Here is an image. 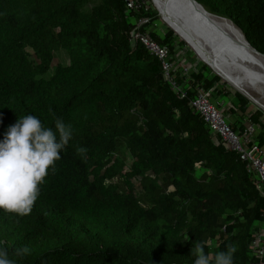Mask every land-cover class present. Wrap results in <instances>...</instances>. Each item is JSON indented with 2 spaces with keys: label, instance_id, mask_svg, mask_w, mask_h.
<instances>
[{
  "label": "trees",
  "instance_id": "16d2710c",
  "mask_svg": "<svg viewBox=\"0 0 264 264\" xmlns=\"http://www.w3.org/2000/svg\"><path fill=\"white\" fill-rule=\"evenodd\" d=\"M133 1L138 9L125 0H0V138L27 113L73 129L31 211L0 210V246L17 264H193V243L204 242L210 260L234 243L233 264H261L250 243L264 226V195L190 102L199 87L214 104L230 99L232 129L254 124L261 146L264 113L190 55L184 73L186 42L157 31L150 0ZM196 1L264 54V0ZM142 18L150 21L141 31L168 47L185 97L133 42ZM62 50L68 62L54 63Z\"/></svg>",
  "mask_w": 264,
  "mask_h": 264
},
{
  "label": "clouds",
  "instance_id": "9594fccd",
  "mask_svg": "<svg viewBox=\"0 0 264 264\" xmlns=\"http://www.w3.org/2000/svg\"><path fill=\"white\" fill-rule=\"evenodd\" d=\"M72 136V126L54 114L52 127L45 126L31 113L17 117L7 126L0 138V210L19 216L31 211L40 185ZM79 152L86 149L81 147ZM29 251L27 246L16 248L14 255L21 257ZM236 251V245L229 243L210 260L205 243L199 242L193 243L190 253L195 257L193 264H233ZM0 264H17L3 246H0Z\"/></svg>",
  "mask_w": 264,
  "mask_h": 264
},
{
  "label": "bare ground",
  "instance_id": "6f19581e",
  "mask_svg": "<svg viewBox=\"0 0 264 264\" xmlns=\"http://www.w3.org/2000/svg\"><path fill=\"white\" fill-rule=\"evenodd\" d=\"M162 20L184 39L199 58L211 64L230 84L249 95L264 84V56L252 51L238 27L225 18L205 13L186 0H152ZM253 90V89H252ZM264 108V107H263Z\"/></svg>",
  "mask_w": 264,
  "mask_h": 264
},
{
  "label": "built area",
  "instance_id": "2783aa9c",
  "mask_svg": "<svg viewBox=\"0 0 264 264\" xmlns=\"http://www.w3.org/2000/svg\"><path fill=\"white\" fill-rule=\"evenodd\" d=\"M125 1L129 8L138 9V5L133 0ZM147 22H149L147 18L138 21L136 29L131 33L132 40L134 43L139 40L160 59L167 80L178 96L183 98L186 96V90L177 82L174 63L170 61L168 47L160 45L151 38L148 32L141 31L142 26ZM189 66V64L183 65L184 73L188 72ZM210 93V89L199 87L196 96L190 102L191 107L201 115L213 134L219 135L221 141L229 149L238 153L240 159L246 163L248 171L255 176L256 187L264 195V146H261L257 141L256 126L249 124L244 130H233L223 111L211 101ZM250 251L252 255L261 260V264H264V226L255 233L254 239L250 243Z\"/></svg>",
  "mask_w": 264,
  "mask_h": 264
},
{
  "label": "rangeland",
  "instance_id": "374dc122",
  "mask_svg": "<svg viewBox=\"0 0 264 264\" xmlns=\"http://www.w3.org/2000/svg\"><path fill=\"white\" fill-rule=\"evenodd\" d=\"M150 3L153 5L154 8H156L154 6V4L152 3V0H150ZM157 9V8H156ZM158 10V9H157ZM150 21V20H149ZM155 24H156V29L157 31H162V30H165L167 27L170 28L163 20H162V16L160 15V19H158L157 21H155ZM154 28V27H152ZM172 29V28H170ZM182 39V38H181ZM184 40V39H183ZM186 42V41H185ZM180 54L182 56V60L181 61H184L186 60V56H192L194 58L197 59V62H203L205 63L203 60H201L199 58V56L195 53V51L190 47V45L186 42V46L185 48H183L181 51H180ZM57 62H61V63H67L68 62V55L65 51H60V52H57L56 53V57H55V61L54 63H57ZM184 65H188L189 63L188 62H184L183 63ZM215 74H217L215 72ZM220 76V75H218ZM221 78V83L223 85V87H227L228 89H230L231 91H241L240 89H238L236 86L230 84L228 81H226L224 78ZM253 89V90H252ZM252 89L249 91L251 93V95H253L255 98L259 99L260 101V104H256L254 103L252 100H250L249 98V95L246 94L245 92L241 91L240 93H242L244 96H248V100L250 101V103L255 107V108H259L260 110H262V112L264 113V84L262 85H257V87H252ZM129 163H130V160H129ZM113 181H117V178L113 179Z\"/></svg>",
  "mask_w": 264,
  "mask_h": 264
},
{
  "label": "water",
  "instance_id": "95a60500",
  "mask_svg": "<svg viewBox=\"0 0 264 264\" xmlns=\"http://www.w3.org/2000/svg\"><path fill=\"white\" fill-rule=\"evenodd\" d=\"M186 2H188L190 5H192V6H194L195 8H201V9H204V12L206 13H209V14H211V15H214V14H212V13H210L209 11H207L206 9H205V7L202 5V4H200L199 2H197L196 0H186ZM158 12H159V14L161 15V13H160V11L158 10ZM214 16H217V15H214ZM218 17H220V16H218ZM221 18H223V17H221ZM226 19V18H225ZM230 21V20H229ZM232 22V21H231ZM174 30V29H173ZM241 31V30H240ZM174 32L177 34V32L174 30ZM242 32V31H241ZM243 34V33H242ZM178 36H179V38L181 39V36L179 35V34H177ZM243 36H244V34H243ZM244 38H245V36H244ZM183 40V39H182ZM185 41V40H184ZM245 41H246V44L249 46V48L252 50V51H254L255 53H257V54H259V55H262V56H264V54L263 53H261V52H259L256 48H254V47H252L251 45H250V43L247 41V39L245 38ZM207 65H209L211 68H212V70L214 71V72H216L218 75H220L216 70H215V68L211 65V64H209L208 62H206V61H204ZM222 78H223V76L222 75H220ZM227 81V80H226ZM241 92V91H240ZM248 97V96H247Z\"/></svg>",
  "mask_w": 264,
  "mask_h": 264
},
{
  "label": "crops",
  "instance_id": "0c3cea01",
  "mask_svg": "<svg viewBox=\"0 0 264 264\" xmlns=\"http://www.w3.org/2000/svg\"><path fill=\"white\" fill-rule=\"evenodd\" d=\"M184 62H186L185 60H184ZM232 92H234V91H232ZM215 105L220 109V110H222L223 111V113L225 114V116L227 117V119L229 120V122H231V112L229 111V109H230V107H231V100L230 99H228V98H226L225 96L223 97V96H220L219 98H218V101L215 103ZM246 124H247V126L249 125V123L248 122H246ZM239 131L241 130V129H238Z\"/></svg>",
  "mask_w": 264,
  "mask_h": 264
}]
</instances>
